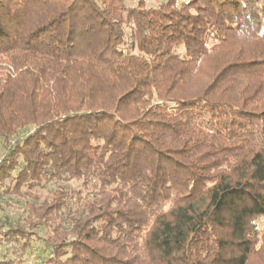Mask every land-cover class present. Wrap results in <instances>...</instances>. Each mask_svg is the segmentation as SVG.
Returning <instances> with one entry per match:
<instances>
[{
    "label": "trees",
    "instance_id": "obj_1",
    "mask_svg": "<svg viewBox=\"0 0 264 264\" xmlns=\"http://www.w3.org/2000/svg\"><path fill=\"white\" fill-rule=\"evenodd\" d=\"M147 1L0 0V264L263 245L264 0Z\"/></svg>",
    "mask_w": 264,
    "mask_h": 264
},
{
    "label": "rangeland",
    "instance_id": "obj_2",
    "mask_svg": "<svg viewBox=\"0 0 264 264\" xmlns=\"http://www.w3.org/2000/svg\"><path fill=\"white\" fill-rule=\"evenodd\" d=\"M162 2V0H148L147 1V7H156L157 5H159V3ZM4 208V207H2ZM4 212L8 215H11V214H14V209L12 207H7V208H4ZM256 224V227H257V230L259 232H261V236L264 237V218H259L258 220H256L255 222ZM262 247V248H261ZM260 247L259 251L256 252L254 254V256H252L250 259H249V263L248 264H264V240H263V245ZM34 255V256H33ZM35 254H32V255H28L26 254L24 256L27 257L26 258V261L28 263H33L35 262Z\"/></svg>",
    "mask_w": 264,
    "mask_h": 264
}]
</instances>
